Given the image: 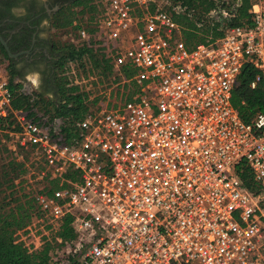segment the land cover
I'll return each mask as SVG.
<instances>
[{
    "label": "built area",
    "instance_id": "1",
    "mask_svg": "<svg viewBox=\"0 0 264 264\" xmlns=\"http://www.w3.org/2000/svg\"><path fill=\"white\" fill-rule=\"evenodd\" d=\"M93 5L74 12L56 43L100 48L112 86L132 81L136 92L125 102L106 93L67 141L25 79L14 83L38 106L12 109L0 56V142L25 168L33 204L25 226L9 228L13 243L26 253L48 246V264H264V0H252L249 26L191 48L179 5ZM227 16L213 9L206 18ZM244 65L256 71L249 88L263 93L248 123L230 103ZM0 197L6 212L8 193Z\"/></svg>",
    "mask_w": 264,
    "mask_h": 264
},
{
    "label": "trees",
    "instance_id": "2",
    "mask_svg": "<svg viewBox=\"0 0 264 264\" xmlns=\"http://www.w3.org/2000/svg\"><path fill=\"white\" fill-rule=\"evenodd\" d=\"M95 0H73V4L67 7H60L52 15L49 21V31L62 32L69 25L74 10L81 6V10L92 12ZM172 5H179L184 8V13L175 17V21L182 28L181 40L186 48L197 44L212 41L221 36L223 29L227 27L249 26L250 16L248 10L252 0H167ZM223 9L228 16L208 20L209 11ZM192 12V19L188 20L186 14ZM82 12V11H80ZM200 20L206 22L201 27H196ZM52 51L56 53L57 59L53 66L52 83L55 89L53 97L47 98L41 110L48 120L60 122L59 131L62 132L67 141L75 122L80 121L96 107L97 96L93 97L92 91L84 87V81L97 86L102 93V99L108 97L119 102L129 101L135 94L136 88L132 81L114 83L109 81L110 66L105 54L100 48L72 46L59 47L57 43L51 44ZM55 47V48H54ZM0 56L6 59V54L0 47ZM7 61V60H6ZM126 79H129L133 72L126 67L122 68ZM8 87L12 94L11 107L13 110L29 109L37 107L38 103L27 95L19 92V84L16 79L22 80V75L12 67H8ZM256 71L250 65H244L237 77L236 86L231 92L230 103L236 110L239 118L248 123L255 113L262 110L263 93L260 84L249 88ZM35 96H43L39 91L34 92ZM3 123L0 121V129ZM4 154V156H3ZM3 157H2V156ZM0 196L8 193L10 207L6 212L0 211V264H48V246L33 253H26L19 245L13 243L9 228L20 229L28 222L33 211L32 199L26 184V170L22 165H16L9 158L6 146L0 142ZM242 185L251 188L250 173L244 165L236 169ZM17 181V183H15ZM2 198V197H0ZM1 210V208H0ZM9 221V223L7 222Z\"/></svg>",
    "mask_w": 264,
    "mask_h": 264
},
{
    "label": "flooded vegetation",
    "instance_id": "3",
    "mask_svg": "<svg viewBox=\"0 0 264 264\" xmlns=\"http://www.w3.org/2000/svg\"><path fill=\"white\" fill-rule=\"evenodd\" d=\"M73 0H0V39L4 43L8 67L24 76L35 72L39 88L55 92L52 75L56 53L52 51L49 21L60 7ZM0 47L5 52L4 47ZM55 48V47H54ZM6 54V53H5Z\"/></svg>",
    "mask_w": 264,
    "mask_h": 264
},
{
    "label": "rangeland",
    "instance_id": "4",
    "mask_svg": "<svg viewBox=\"0 0 264 264\" xmlns=\"http://www.w3.org/2000/svg\"><path fill=\"white\" fill-rule=\"evenodd\" d=\"M80 7L81 6L77 7L76 9H73L74 12L77 11V9H79ZM50 36H51L52 40H54L56 42L57 41V36H58V31L57 32L50 31ZM23 77L24 76H22V79L27 80L34 87V89L36 91H39L40 93L43 94V99L44 100H46L47 98L53 97V94L51 92L44 91V90H41L39 88V78H38V75L35 72H30V73L25 75V78H23ZM89 82L90 81H84L83 82L84 84H82V85L84 87L88 88L89 90H91L92 91V95L91 96H93V97L97 96L96 99H97V101H99L98 103H100L101 102V98H102L101 91L98 90L97 86H94L93 84H90ZM3 156H4V154H3ZM1 163H2V161L0 160V164Z\"/></svg>",
    "mask_w": 264,
    "mask_h": 264
},
{
    "label": "water",
    "instance_id": "5",
    "mask_svg": "<svg viewBox=\"0 0 264 264\" xmlns=\"http://www.w3.org/2000/svg\"><path fill=\"white\" fill-rule=\"evenodd\" d=\"M0 44L4 47V43L1 41V39H0ZM4 49H5V53H6V55H7L8 57H13V56H11V55L7 52V50H6L5 47H4Z\"/></svg>",
    "mask_w": 264,
    "mask_h": 264
}]
</instances>
